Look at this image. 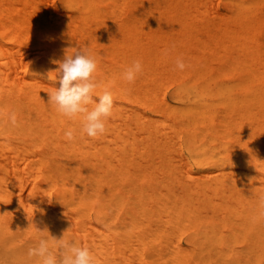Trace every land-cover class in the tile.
Here are the masks:
<instances>
[{
	"label": "bare ground",
	"instance_id": "1",
	"mask_svg": "<svg viewBox=\"0 0 264 264\" xmlns=\"http://www.w3.org/2000/svg\"><path fill=\"white\" fill-rule=\"evenodd\" d=\"M215 1L60 0L49 19L0 0V209L19 264L63 235L95 264H264V0ZM25 41L39 58L13 69ZM80 49L97 61L88 108L114 99L96 138L48 103Z\"/></svg>",
	"mask_w": 264,
	"mask_h": 264
},
{
	"label": "clouds",
	"instance_id": "2",
	"mask_svg": "<svg viewBox=\"0 0 264 264\" xmlns=\"http://www.w3.org/2000/svg\"><path fill=\"white\" fill-rule=\"evenodd\" d=\"M59 88L48 93V103L56 107L59 114L74 118L78 114L83 115L81 135L96 138L106 131V120L112 115L114 104L113 94L105 88L98 96V102L94 107L88 108L93 103V93L97 87L93 74L97 70V61L86 49H80L74 54L67 51L61 61H58ZM176 67L184 70L186 65L182 59H177ZM142 71L140 60L134 61L128 66L123 79L127 82H134L137 74ZM50 79V77H49ZM8 119L12 125L17 123L15 112L8 113ZM68 141L75 139L73 129L64 132ZM56 244L50 247L47 238H40L35 247L28 250V256L39 259L40 264H95L94 256L87 246H78L62 238H54ZM58 247L59 251H54Z\"/></svg>",
	"mask_w": 264,
	"mask_h": 264
},
{
	"label": "rangeland",
	"instance_id": "3",
	"mask_svg": "<svg viewBox=\"0 0 264 264\" xmlns=\"http://www.w3.org/2000/svg\"><path fill=\"white\" fill-rule=\"evenodd\" d=\"M36 1L42 6L41 12L45 13L46 17L49 19L51 17H59L65 13L63 8L59 4L60 0H36ZM223 1L225 0H217L215 1V3L218 4L219 10L221 12H227V9L225 8ZM38 50L39 49L37 48V46H34V44L27 42V41L23 42V45H21V47L18 50L19 56L17 57H19V59L17 60L16 64L12 66V68L20 69L27 61L31 59H33L32 61H36L39 58V55L37 53ZM172 88H173L172 86H169L164 89V94L167 96V98L170 97ZM14 223H15V220L13 216H9V217L4 216V214L2 213L0 209V245L4 243L0 247V264H19L20 263L17 257V251H16L17 249H15L17 247V236L14 235V233L11 231H9L6 234L4 233L5 226L13 225ZM8 235H11V236H8ZM2 248H5L6 250Z\"/></svg>",
	"mask_w": 264,
	"mask_h": 264
}]
</instances>
